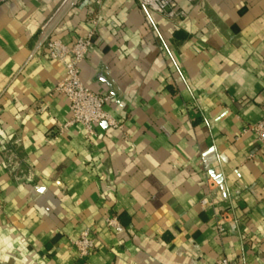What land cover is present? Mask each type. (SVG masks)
Listing matches in <instances>:
<instances>
[{
    "label": "crops",
    "instance_id": "obj_1",
    "mask_svg": "<svg viewBox=\"0 0 264 264\" xmlns=\"http://www.w3.org/2000/svg\"><path fill=\"white\" fill-rule=\"evenodd\" d=\"M61 1L0 2V264H264L251 130L264 118V0H180L188 15L174 21L138 0L62 13L52 35L67 44L95 29L81 77L124 122L93 139L59 128L64 68L41 27ZM86 229L97 248L83 258L71 239Z\"/></svg>",
    "mask_w": 264,
    "mask_h": 264
},
{
    "label": "built area",
    "instance_id": "obj_2",
    "mask_svg": "<svg viewBox=\"0 0 264 264\" xmlns=\"http://www.w3.org/2000/svg\"><path fill=\"white\" fill-rule=\"evenodd\" d=\"M3 0H0V2ZM87 0H62L56 10L47 18L41 27L46 37L45 51L48 57L58 61L64 68V73L56 85V92L69 101L71 118L60 128L64 130L76 125H81L86 136L93 139L97 136L96 127L106 123L112 129L123 131L124 122L114 116L107 106L110 103L111 96L106 93H97L88 87L82 80L80 65L85 61L94 48L93 38L95 29L88 35L79 37L71 44L65 43L62 39L53 36V29L57 19L69 9L82 7ZM140 4L156 12L165 18L174 21L187 17L188 13L184 7L180 6V0H138ZM190 5H196L200 0H186ZM98 16L94 15L91 20L94 27L99 24ZM256 134L260 147L264 148V118L251 127ZM208 199H203L202 204H208ZM2 209V200L0 192V210ZM109 228L119 226L116 217L107 218ZM219 231L224 228L219 226ZM72 245L76 248L78 254L83 257H89L97 248V241L90 229L84 230L77 238L71 239ZM216 264H234L229 258L221 256L216 260Z\"/></svg>",
    "mask_w": 264,
    "mask_h": 264
}]
</instances>
